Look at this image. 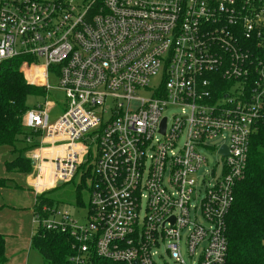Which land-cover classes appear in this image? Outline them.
Listing matches in <instances>:
<instances>
[{
    "label": "built area",
    "instance_id": "2783aa9c",
    "mask_svg": "<svg viewBox=\"0 0 264 264\" xmlns=\"http://www.w3.org/2000/svg\"><path fill=\"white\" fill-rule=\"evenodd\" d=\"M20 57L45 92L24 116L38 142L34 202L91 168L82 221L34 216L70 236V264H184L181 248L192 264H224L226 217L264 122V0H0V63ZM56 91L66 103L51 121ZM202 151L222 164L200 192Z\"/></svg>",
    "mask_w": 264,
    "mask_h": 264
},
{
    "label": "trees",
    "instance_id": "16d2710c",
    "mask_svg": "<svg viewBox=\"0 0 264 264\" xmlns=\"http://www.w3.org/2000/svg\"><path fill=\"white\" fill-rule=\"evenodd\" d=\"M24 62L32 60L20 57L0 63V148L7 147L15 155L5 163L7 173L28 175L33 169L27 153L35 149L38 142L37 134L27 135L24 116L44 99L45 92L25 80L20 71ZM28 137H31L30 143L26 142ZM90 173L91 168L83 172L82 181L87 180ZM9 187L10 181L0 178V188ZM51 191L41 194L34 202L33 216L38 215L40 220L48 216L42 212L43 207L56 209L53 201L46 197ZM234 196L225 222L228 252L224 264H264V122L258 124L250 138L246 174L236 185ZM30 249L41 256L44 264H70L75 254L68 234L41 226L33 230ZM5 262V236L0 234V264ZM90 264L116 263L92 257Z\"/></svg>",
    "mask_w": 264,
    "mask_h": 264
},
{
    "label": "rangeland",
    "instance_id": "374dc122",
    "mask_svg": "<svg viewBox=\"0 0 264 264\" xmlns=\"http://www.w3.org/2000/svg\"><path fill=\"white\" fill-rule=\"evenodd\" d=\"M54 86V81L52 82ZM159 83L158 79L152 81V85L155 86ZM146 97L147 95L141 94ZM49 100L54 104L51 115V121L55 120L62 112L65 105V99L62 93L53 92ZM172 111L166 113L170 116ZM219 140L211 141V144H217ZM203 156L206 159V164L201 168L198 174V189L202 192L204 184L208 186L214 179L219 177L221 171L222 159L214 152L202 151ZM11 149L7 147L0 148V176L5 175V163L12 158ZM37 173L40 172V165L34 167ZM33 177V170L31 178ZM26 179V178H25ZM40 179V177H38ZM27 180V179H26ZM89 178L82 181L81 174L76 175L72 182L65 184H58L55 190L46 194V197L53 201L54 207L62 213H67L69 219L79 220L87 215L88 208V193ZM201 181L203 182L201 184ZM33 180L27 186H24L16 191L15 189L8 194L0 193V203L2 208L0 209V234L5 236V255L6 262L4 264H44L41 256L30 249V238L33 230L36 228L34 225L33 205L35 195L31 191ZM79 191V192H77ZM79 195V202L77 203V196ZM81 200V201H80ZM20 202L19 207L13 206ZM58 219V218H56ZM159 254L164 255L163 248L159 249ZM181 256L184 264H192L196 262L197 254H195L192 260L187 259L184 249L181 248ZM168 264L173 263L165 257Z\"/></svg>",
    "mask_w": 264,
    "mask_h": 264
},
{
    "label": "crops",
    "instance_id": "0c3cea01",
    "mask_svg": "<svg viewBox=\"0 0 264 264\" xmlns=\"http://www.w3.org/2000/svg\"><path fill=\"white\" fill-rule=\"evenodd\" d=\"M11 158H12L11 160H13L15 158V155L12 154ZM31 174H32V172L28 175L21 174V173H12V174L6 173L5 175L0 176V178L8 179L10 181V187L9 188H0V193L2 192L4 194H8V193H11L14 189L16 191H18L21 188L20 186L25 187V185H24L25 183H27V186H28L32 181ZM1 204L2 203H0V209L3 206V205L1 206ZM19 204H20V202H17L16 204H12V205L19 207Z\"/></svg>",
    "mask_w": 264,
    "mask_h": 264
},
{
    "label": "water",
    "instance_id": "95a60500",
    "mask_svg": "<svg viewBox=\"0 0 264 264\" xmlns=\"http://www.w3.org/2000/svg\"><path fill=\"white\" fill-rule=\"evenodd\" d=\"M164 123H165V120H163L162 121V131H163V129H164ZM221 153H226V150L223 148L222 150H221Z\"/></svg>",
    "mask_w": 264,
    "mask_h": 264
}]
</instances>
